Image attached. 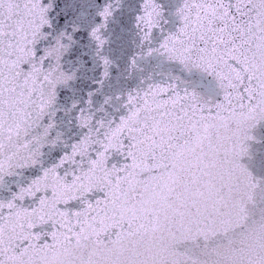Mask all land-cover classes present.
I'll return each instance as SVG.
<instances>
[{"label":"snow or ice","instance_id":"snow-or-ice-1","mask_svg":"<svg viewBox=\"0 0 264 264\" xmlns=\"http://www.w3.org/2000/svg\"><path fill=\"white\" fill-rule=\"evenodd\" d=\"M0 264H264V0H0Z\"/></svg>","mask_w":264,"mask_h":264}]
</instances>
